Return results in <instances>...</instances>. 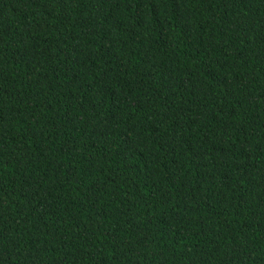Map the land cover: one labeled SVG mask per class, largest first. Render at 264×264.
<instances>
[{"label":"trees","instance_id":"1","mask_svg":"<svg viewBox=\"0 0 264 264\" xmlns=\"http://www.w3.org/2000/svg\"><path fill=\"white\" fill-rule=\"evenodd\" d=\"M0 264H264V0H0Z\"/></svg>","mask_w":264,"mask_h":264}]
</instances>
